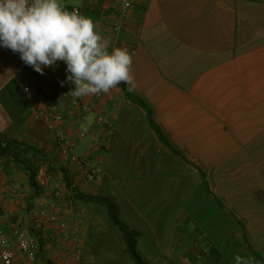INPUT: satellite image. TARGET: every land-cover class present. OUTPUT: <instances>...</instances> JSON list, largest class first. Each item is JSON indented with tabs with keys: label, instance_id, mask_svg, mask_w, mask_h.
<instances>
[{
	"label": "crops",
	"instance_id": "0c3cea01",
	"mask_svg": "<svg viewBox=\"0 0 264 264\" xmlns=\"http://www.w3.org/2000/svg\"><path fill=\"white\" fill-rule=\"evenodd\" d=\"M61 2L92 18L111 47L134 53L135 88L75 97L61 84L63 62L40 74L0 48V137L40 152L31 159L36 192L24 166L0 157V250L12 249V264H133L105 207L76 198L93 194L108 196L140 232L147 264H234L236 254L264 264V0H131L124 12L120 0ZM54 110L76 152L102 157L98 183L58 157L48 130ZM14 227L38 241L36 261L20 254Z\"/></svg>",
	"mask_w": 264,
	"mask_h": 264
},
{
	"label": "clouds",
	"instance_id": "9594fccd",
	"mask_svg": "<svg viewBox=\"0 0 264 264\" xmlns=\"http://www.w3.org/2000/svg\"><path fill=\"white\" fill-rule=\"evenodd\" d=\"M0 48L18 53L37 73L65 64V80L75 97L107 93L125 84L135 88L131 74L134 53L111 47L92 18L68 11L61 0H0ZM234 264H251L239 254Z\"/></svg>",
	"mask_w": 264,
	"mask_h": 264
},
{
	"label": "built area",
	"instance_id": "2783aa9c",
	"mask_svg": "<svg viewBox=\"0 0 264 264\" xmlns=\"http://www.w3.org/2000/svg\"><path fill=\"white\" fill-rule=\"evenodd\" d=\"M120 5H121L122 12H124L130 9L131 0H120ZM74 11H78V10L75 9ZM113 29L114 31H117L119 29L118 22L114 25ZM46 70H49L51 73H55L57 70V67L55 65L53 67L47 68ZM64 84H67V83H64ZM23 90L25 93H29V94L31 93V89L28 86H25ZM62 94H66V93L62 92ZM71 105L84 112H87L89 110V107L85 103L77 101V100H71ZM39 115L40 113H37L35 117H38ZM63 120H64L63 115L58 110H54L52 118L50 119V122L48 123V130L53 133L54 138H55L56 152L58 154V157L64 163L73 165L86 183H89V184L98 183L102 178V162H103L102 157H95L92 159L90 156H84V155H80L76 153L75 152L76 141L70 138L64 132L63 129L57 126H54V123L61 124ZM96 122L105 126L107 130H110L113 126L111 120L108 119L104 115H98L96 117ZM84 136H85V132L80 131L78 133L79 138H83ZM107 146L108 144L106 140L98 141V147L102 151H105L107 149ZM76 186H77V183L74 181V179H72L71 175H69V179L67 182L68 189L74 190ZM54 194L58 196L60 194L59 190L54 192ZM55 218H56V215L49 216L50 220H55ZM60 227L62 229L63 235L67 236L69 232L67 231L66 225L64 223H61ZM13 232L18 237L17 246L20 250V254L31 262L36 261L38 241L34 237H32L26 230L14 227ZM74 249H75L74 258L78 259L80 255V250H79L78 245ZM13 258H14V254H13L12 249L8 246L3 245L0 250L1 263L2 264H12Z\"/></svg>",
	"mask_w": 264,
	"mask_h": 264
},
{
	"label": "trees",
	"instance_id": "16d2710c",
	"mask_svg": "<svg viewBox=\"0 0 264 264\" xmlns=\"http://www.w3.org/2000/svg\"><path fill=\"white\" fill-rule=\"evenodd\" d=\"M140 104H144L140 102ZM147 118L150 125L156 130L160 139H162L166 144H168L167 140L162 136L159 131L157 125L151 119V113L149 109H147ZM170 150L180 155L178 152L174 151L172 147L168 144ZM30 154V156H28ZM40 152L29 146L24 142H19L16 139L3 140L0 137V157L6 159L7 161H15L18 164L24 166L25 170L28 174V180L30 186L33 188L34 192L39 190V185L36 181V167L31 160L32 158L39 156ZM182 158L186 161V159L182 156ZM201 173V171L199 170ZM202 176L204 175L201 173ZM66 179H69V174H64ZM76 198L82 200L83 202H90L96 205L104 206L106 209V213L110 223L115 226L123 239L125 244V252L129 255L133 264H147L146 261L142 258L136 248L137 239L140 236V232L138 230L130 228L125 222H123L118 216V208L116 204L108 197L102 195H93V194H76Z\"/></svg>",
	"mask_w": 264,
	"mask_h": 264
},
{
	"label": "rangeland",
	"instance_id": "374dc122",
	"mask_svg": "<svg viewBox=\"0 0 264 264\" xmlns=\"http://www.w3.org/2000/svg\"><path fill=\"white\" fill-rule=\"evenodd\" d=\"M76 152V151H75ZM76 153H78V152H76ZM79 154V153H78Z\"/></svg>",
	"mask_w": 264,
	"mask_h": 264
}]
</instances>
